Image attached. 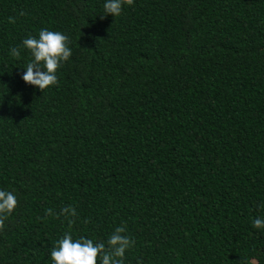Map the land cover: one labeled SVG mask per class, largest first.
Masks as SVG:
<instances>
[{"label":"trees","instance_id":"16d2710c","mask_svg":"<svg viewBox=\"0 0 264 264\" xmlns=\"http://www.w3.org/2000/svg\"><path fill=\"white\" fill-rule=\"evenodd\" d=\"M103 4L0 0V264L120 226L124 264H264V0ZM44 28L72 56L41 92L10 49Z\"/></svg>","mask_w":264,"mask_h":264},{"label":"clouds","instance_id":"9594fccd","mask_svg":"<svg viewBox=\"0 0 264 264\" xmlns=\"http://www.w3.org/2000/svg\"><path fill=\"white\" fill-rule=\"evenodd\" d=\"M132 0H104V19L108 16L119 17L125 6ZM21 48L30 54V60L21 77L25 85L43 92L58 83L57 70L72 56L69 47V37L60 31L41 29L37 36L29 35L21 42V47L10 49L12 57L20 56ZM17 196L14 191L0 189V229L4 227V220L11 216L17 207ZM65 217H75L74 208L66 207L61 210ZM253 228L264 229V219L255 218ZM126 226L117 227L105 243H96L93 239L79 237L73 239L65 233L56 242L50 252L52 264H124L126 252L132 247L133 241L125 234Z\"/></svg>","mask_w":264,"mask_h":264}]
</instances>
